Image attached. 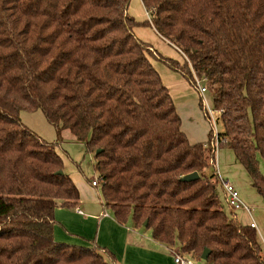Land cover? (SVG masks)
I'll return each mask as SVG.
<instances>
[{
    "label": "trees",
    "instance_id": "trees-1",
    "mask_svg": "<svg viewBox=\"0 0 264 264\" xmlns=\"http://www.w3.org/2000/svg\"><path fill=\"white\" fill-rule=\"evenodd\" d=\"M130 1L0 0V264H118L93 241L55 240V210H75L79 192L21 111L42 112L94 151L101 202L117 224L190 259L207 249L210 264H264L255 229L224 211L214 172L217 150H231L264 201V0H140L142 22ZM139 26L183 61L136 38ZM152 60L196 90V79L209 83L220 132L200 99L211 128L189 142Z\"/></svg>",
    "mask_w": 264,
    "mask_h": 264
},
{
    "label": "rangeland",
    "instance_id": "rangeland-1",
    "mask_svg": "<svg viewBox=\"0 0 264 264\" xmlns=\"http://www.w3.org/2000/svg\"><path fill=\"white\" fill-rule=\"evenodd\" d=\"M128 13L138 22L150 19L142 7L140 0L130 1ZM133 33L136 38L149 44L162 57L179 62L183 61V58L178 51L159 37L152 28L147 26L135 27ZM151 62L154 69L158 72L163 84L169 91L175 105L176 113L182 122L183 130L185 131L186 129L188 131L191 139L196 137L198 143H201L207 139L208 133L205 132L206 130L209 132L211 127L216 132L222 130L221 125L214 122V120L218 118L219 113L213 109V91L209 88V83L205 79L201 78L196 80L198 88L203 87L207 89V92L201 97L199 91L191 87L184 79H182L180 74L169 70L157 60H152ZM161 71L167 72L168 78L166 74ZM169 76L177 77L181 83L176 84L175 80H172ZM200 99H202V105L207 110L210 117L211 127L200 110ZM18 118L21 123L38 138L55 144V151L63 160L64 171L73 180L81 196H86L88 200H91L92 197H94L95 201H98V199L102 200L100 183L98 180L99 173L94 167V151L86 150L84 141L77 140L68 130H55V128L48 124L43 113L40 111H21L18 114ZM200 131H203L206 134H200ZM214 134L215 133L213 132V135ZM259 170L264 176L263 161H260ZM92 182H97L98 185L94 187L91 185ZM218 196L223 202L224 210H230L224 202V193L221 187L218 188ZM104 208L105 213L110 215L109 210L105 206ZM235 214L239 219L244 220V213L237 211ZM140 230L141 236L138 238L139 242L145 244L147 248L148 246L153 247L149 230H146L145 228H141ZM67 244L72 243L67 242ZM84 246L88 248L91 247V245L88 244ZM174 255H179V253ZM190 260L191 264H210L205 261L195 262L192 259Z\"/></svg>",
    "mask_w": 264,
    "mask_h": 264
},
{
    "label": "crops",
    "instance_id": "crops-1",
    "mask_svg": "<svg viewBox=\"0 0 264 264\" xmlns=\"http://www.w3.org/2000/svg\"><path fill=\"white\" fill-rule=\"evenodd\" d=\"M161 72H164L168 78L167 72ZM169 77L175 80L176 84L181 83L177 77ZM181 128L190 143H198L196 137L191 139L188 131L183 130L182 122ZM205 132L208 133L207 130ZM205 132L200 131V134H206ZM213 132L216 131L213 129ZM214 167V172L223 180L231 183L238 191L242 202L251 209L250 215L243 210H237L245 214L244 220L238 218L235 214L237 211L231 209L224 211L234 216L243 225L250 226L254 223L258 242L264 250V201L252 188L248 175L236 161L231 150L218 149ZM224 202L228 206L225 193ZM54 216L56 223L53 234L56 241L83 246L91 245L90 242L93 241L113 253L118 264H174V254L178 253L176 248L167 247L152 239L153 247L148 246L147 248L138 239L141 236V228L136 229L130 223L124 226L117 224L111 214L105 213L101 200L95 201L94 197L88 200L86 196H81L79 193V205L75 210L57 208Z\"/></svg>",
    "mask_w": 264,
    "mask_h": 264
},
{
    "label": "built area",
    "instance_id": "built-area-1",
    "mask_svg": "<svg viewBox=\"0 0 264 264\" xmlns=\"http://www.w3.org/2000/svg\"><path fill=\"white\" fill-rule=\"evenodd\" d=\"M196 85H197V82H196ZM197 90L199 91V94L201 96L207 92V89H205L203 87H201V88L197 87ZM214 133L216 134V132H214ZM218 178H219V181L221 183L222 190L224 191V193L226 195V199H227V203H228L229 208L232 211L243 210L248 215H250L251 209L246 204H244L242 202L240 195H239L238 191L235 189V187L231 183L220 178L219 176H218ZM91 185L96 187L98 185V183L92 182ZM250 227L255 228L254 223H251ZM173 263L174 264H191V260H190V258H187V257L179 254V255H174Z\"/></svg>",
    "mask_w": 264,
    "mask_h": 264
},
{
    "label": "water",
    "instance_id": "water-1",
    "mask_svg": "<svg viewBox=\"0 0 264 264\" xmlns=\"http://www.w3.org/2000/svg\"><path fill=\"white\" fill-rule=\"evenodd\" d=\"M97 153L98 152H96V154ZM197 178H198L197 173H192V174H189V175L183 177L181 180L184 181V182H191V181L196 180ZM144 226H146V222L144 223ZM208 256H209V251L207 249H205V250H203V252L201 254L200 260L206 261Z\"/></svg>",
    "mask_w": 264,
    "mask_h": 264
}]
</instances>
